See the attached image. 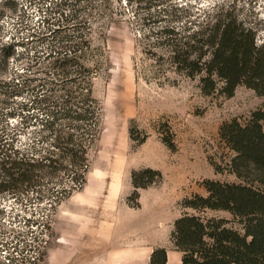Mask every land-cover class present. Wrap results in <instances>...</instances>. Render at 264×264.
Masks as SVG:
<instances>
[{
	"label": "rangeland",
	"instance_id": "rangeland-1",
	"mask_svg": "<svg viewBox=\"0 0 264 264\" xmlns=\"http://www.w3.org/2000/svg\"><path fill=\"white\" fill-rule=\"evenodd\" d=\"M59 1L0 0V128L19 125L28 111L31 81L24 78L38 65L26 36L46 15L69 11L71 5ZM105 11L110 19L92 29L94 42L106 46L109 58L95 79L103 130L90 152L86 184L58 205L52 230L30 225L26 239L32 245L23 252L34 261L30 264H151L158 246L181 255L172 234L185 211L224 217L242 230L241 217L229 210L195 209L185 201L207 195L204 181L209 178L245 182L231 170L236 151L221 137L220 127L234 118L247 121L264 108V94L246 84L231 96L220 90L204 93L199 76L176 70L165 31L185 41L202 23L232 15L253 27L261 44L264 0H111ZM134 170H145L141 181L151 176L156 181L136 194ZM0 206L5 208L0 212V264H8L6 254L13 248L3 245L11 239L4 235L29 228L13 220L16 211L31 216L35 210L39 217L51 206L43 199L39 206L25 207L8 194H0Z\"/></svg>",
	"mask_w": 264,
	"mask_h": 264
},
{
	"label": "trees",
	"instance_id": "trees-1",
	"mask_svg": "<svg viewBox=\"0 0 264 264\" xmlns=\"http://www.w3.org/2000/svg\"><path fill=\"white\" fill-rule=\"evenodd\" d=\"M110 1L60 0L57 5L69 4V11L46 15L32 27L31 38L26 36L38 66L24 78L31 81L30 99L21 123L0 128V194L22 200L25 207L39 206L45 199L51 211L39 217L35 210L31 216L16 211L13 220L29 228L4 235L11 239L3 245L13 248L6 254L8 264L34 262L23 254L32 245L26 239L33 231L30 225L52 230L58 205L87 182L90 152L103 130L95 79L109 63L106 46L94 42L92 29L110 19L105 11ZM165 32L170 34L165 36L176 70L199 76L204 93L220 90L231 96L239 84H246L264 94V42L257 43L253 27L225 15L202 23L185 41L171 30ZM220 133L236 151L231 170L245 182L206 179L208 194H195L185 205L229 210L241 217L242 230L229 226L227 218L185 211L175 220L174 243L183 252V264H264V108L245 122H224ZM168 144L174 146L171 140ZM150 170L161 176V171ZM142 171H133L136 194L139 187L156 181L154 176L141 181ZM150 262L169 264L167 248H154Z\"/></svg>",
	"mask_w": 264,
	"mask_h": 264
},
{
	"label": "crops",
	"instance_id": "crops-1",
	"mask_svg": "<svg viewBox=\"0 0 264 264\" xmlns=\"http://www.w3.org/2000/svg\"><path fill=\"white\" fill-rule=\"evenodd\" d=\"M174 255L176 258V264H183L182 263L183 253L180 255V253H178V251L172 249V252H171V249H168V262H169V264H175V263H173V256Z\"/></svg>",
	"mask_w": 264,
	"mask_h": 264
}]
</instances>
